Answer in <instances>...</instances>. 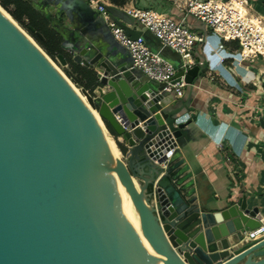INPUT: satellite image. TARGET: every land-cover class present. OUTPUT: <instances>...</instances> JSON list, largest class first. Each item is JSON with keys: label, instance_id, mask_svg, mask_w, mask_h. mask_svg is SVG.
I'll return each instance as SVG.
<instances>
[{"label": "water", "instance_id": "water-1", "mask_svg": "<svg viewBox=\"0 0 264 264\" xmlns=\"http://www.w3.org/2000/svg\"><path fill=\"white\" fill-rule=\"evenodd\" d=\"M24 1L95 83L81 97L0 8V264H160L121 212L124 186L162 264H264V238L247 237L264 220L245 195L212 209L197 198L180 148L189 122L167 84L132 66L89 0ZM157 53L176 70L169 84L200 77Z\"/></svg>", "mask_w": 264, "mask_h": 264}, {"label": "crops", "instance_id": "crops-1", "mask_svg": "<svg viewBox=\"0 0 264 264\" xmlns=\"http://www.w3.org/2000/svg\"><path fill=\"white\" fill-rule=\"evenodd\" d=\"M99 1L114 10L112 18L128 37L142 36L153 52L159 51L160 43L125 10H156L202 36L203 41L193 47L190 66L202 67L200 77L183 89L181 98L171 94L172 108L184 106L179 121L189 122L180 142L182 157L190 166L195 194L202 203L212 209L215 203L222 206L245 195L264 220V60L258 56L242 60L236 43L222 41L182 11L186 0H125L120 6ZM243 1L264 22V0ZM218 144L234 159L233 166L224 162Z\"/></svg>", "mask_w": 264, "mask_h": 264}, {"label": "built area", "instance_id": "built-area-1", "mask_svg": "<svg viewBox=\"0 0 264 264\" xmlns=\"http://www.w3.org/2000/svg\"><path fill=\"white\" fill-rule=\"evenodd\" d=\"M88 5L102 19L112 38L129 53L133 67L152 81L166 83L165 91L175 98L182 97L186 85L182 81L172 85L168 83L176 70L166 59L159 53L151 51L142 36L135 39L128 37L99 0H89ZM181 9L222 41L236 43L237 52L242 60L251 56H258L264 60V22L250 12L245 1L186 0ZM124 12L135 20L143 31L150 33L163 47L179 57L180 69L191 66L193 47L203 41L202 36H197L189 26L176 23L156 10L130 8ZM104 132L108 135L105 129ZM216 147L222 154L224 162L230 167L233 166L235 161L229 157L225 147L222 144ZM172 152L173 149L163 155L164 160L160 164L163 169ZM247 237L250 240L264 238V223L249 232Z\"/></svg>", "mask_w": 264, "mask_h": 264}, {"label": "trees", "instance_id": "trees-1", "mask_svg": "<svg viewBox=\"0 0 264 264\" xmlns=\"http://www.w3.org/2000/svg\"><path fill=\"white\" fill-rule=\"evenodd\" d=\"M106 1L112 6H120L125 2V0ZM0 7L14 21L25 28L50 58L54 59L58 55L64 57L67 62L64 73L76 88L84 89L88 92L91 91L95 83L94 74L91 71L78 67L67 59V56L59 48L60 39L57 34L49 28L48 23L30 7L28 2L24 0H0ZM108 14L112 17L110 12ZM24 21L27 23L25 24ZM36 34H39L42 39H39Z\"/></svg>", "mask_w": 264, "mask_h": 264}, {"label": "bare ground", "instance_id": "bare-ground-1", "mask_svg": "<svg viewBox=\"0 0 264 264\" xmlns=\"http://www.w3.org/2000/svg\"><path fill=\"white\" fill-rule=\"evenodd\" d=\"M6 15V14H5ZM6 17H8L6 15ZM8 19L10 21H12L9 17ZM12 23L18 28V26L12 21ZM19 29V28H18ZM20 30V29H19ZM20 32L26 36V38L34 45L36 46L32 40L23 32L20 30ZM37 47V46H36ZM38 48V47H37ZM38 50H40L38 48ZM50 61V60H49ZM50 63L52 64V66L58 71L60 72V70L58 69V67H56L51 61ZM61 73V72H60ZM239 75V74H238ZM241 77V76H240ZM76 91L77 93L79 94V91L78 89L72 84L71 85ZM80 95V94H79ZM81 96V95H80ZM82 97V96H81ZM84 99V98H83ZM94 113V112H93ZM94 115L96 116L99 124H101V122L99 121V118L98 116L94 113ZM106 141H107V144H108V147L110 148V150L112 151V153L114 154V156L117 158V159H120V155L112 141V138L109 136V135H106ZM134 184L136 185V182L133 180ZM137 187V185H136ZM123 191L124 193H122V196H123V205H122V208H121V212L125 215V217L128 219V221L131 223V225L134 227L135 231H136V234L140 237V239L142 240L143 244H144V247L146 249V251L148 252V254H150L154 259H156L160 264H162L160 262V260H158V258L156 257V255L150 250V248L148 247L147 243L144 241V239L142 238L141 236V233H140V227H139V219H138V215L136 214L134 208H133V205H132V202H131V199H130V196L128 194V191L126 189V187L124 186L123 187Z\"/></svg>", "mask_w": 264, "mask_h": 264}, {"label": "rangeland", "instance_id": "rangeland-1", "mask_svg": "<svg viewBox=\"0 0 264 264\" xmlns=\"http://www.w3.org/2000/svg\"><path fill=\"white\" fill-rule=\"evenodd\" d=\"M1 8V7H0ZM2 9V8H1ZM3 10V9H2ZM10 18H11V16L5 11V10H3ZM12 19V18H11ZM13 20V19H12ZM13 22L18 26V28L21 30V31H23L31 40H32V42L47 56V58L56 66V67H58V69L60 70V72H61V74L65 77V78H67L66 77V75H65V73H64V71H66L65 69L66 68H63V67H61L60 65H59V63L55 60V58L54 59H52V58H50L45 52H44V50L42 49V47L38 44V42L25 30V28L23 27V26H21L20 24H18L16 21H14L13 20ZM24 23L26 24L27 22L26 21H24ZM262 63H263V65H264V62L263 61H261ZM68 79V78H67ZM69 80V79H68ZM120 160L122 161V159L120 158Z\"/></svg>", "mask_w": 264, "mask_h": 264}]
</instances>
